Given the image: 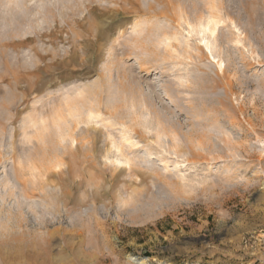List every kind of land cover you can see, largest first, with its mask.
<instances>
[{
	"label": "rangeland",
	"instance_id": "374dc122",
	"mask_svg": "<svg viewBox=\"0 0 264 264\" xmlns=\"http://www.w3.org/2000/svg\"><path fill=\"white\" fill-rule=\"evenodd\" d=\"M0 264H264V0H0Z\"/></svg>",
	"mask_w": 264,
	"mask_h": 264
},
{
	"label": "bare ground",
	"instance_id": "6f19581e",
	"mask_svg": "<svg viewBox=\"0 0 264 264\" xmlns=\"http://www.w3.org/2000/svg\"><path fill=\"white\" fill-rule=\"evenodd\" d=\"M226 3V2H225ZM227 4H232L230 1H228L227 2ZM226 4V5H227ZM179 5V4H178ZM177 7V6H176ZM212 8H211V10L213 11L214 9H215V6H211ZM226 7V6H225ZM227 7L228 8H230L228 5H227ZM178 9L179 10H182V7L181 6H179L178 7ZM183 11V10H182ZM154 12V11H153ZM165 14H167L166 12L164 13V12H160L159 13V15H156V12H154V17H161L162 15H163V17H165L166 15ZM185 16L183 15V13L179 16V19L180 20H182L183 18H184ZM187 17V16H186ZM186 17H185V19H186ZM199 19H202L201 18V16L199 15ZM187 20V19H186ZM186 20H184V22H186ZM220 20V17H219V15H217V14H210L209 16H207V19H206V24L203 26V25H200L201 27H203V29L204 30H207L210 34H214V32H215V28H216V26H217V24L220 22L219 21ZM172 21H174V20H172ZM170 38H172L171 36H167V37H164V39L165 40H170ZM82 90V89H81ZM80 90V91H81ZM86 91V90H85ZM88 92H89V90H88ZM84 93H86V92H83V94ZM78 94L79 95H81L82 94V92H78ZM77 94V95H78ZM87 94V93H86ZM90 94H92V93H90ZM76 95V96H77ZM88 95V94H87ZM95 95V94H94ZM94 95H93V97H94ZM83 96V95H82ZM95 98V97H94ZM68 101V100H67ZM69 101H71V100H69ZM75 102V101H74ZM69 105V104H68ZM74 107H67V109H69V114L68 115H71V114H73L75 111L74 110H72ZM68 113V112H67ZM63 114V113H62ZM61 114V115H62ZM56 115V114H55ZM67 115V114H66ZM60 117L61 116H59L58 115V117H56L58 120H60ZM93 118V114L90 112L89 114H88V119H92ZM77 122V121H76ZM75 126V125H74ZM170 128V127H169ZM68 131L66 132V134H65V136L66 137H68V139H69V141H70V143H71V146H70V149L73 147V145H74V143H76L77 141L75 140V137H74V135H73V132H74V129H73V127L72 128H68L67 129ZM173 130V129H172ZM175 136V135H174ZM122 139L124 140V141H126V138H124V137H122ZM177 143V142H176ZM194 143V142H193ZM201 144H203V142H198L197 143V145L198 146H201ZM197 146V147H198ZM127 163H129L128 161H126V164ZM125 164V165H126Z\"/></svg>",
	"mask_w": 264,
	"mask_h": 264
}]
</instances>
